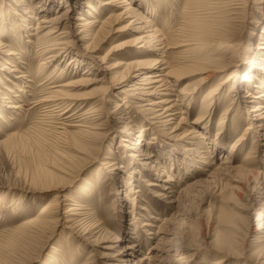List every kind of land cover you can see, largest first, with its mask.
I'll return each mask as SVG.
<instances>
[{"label": "rangeland", "instance_id": "obj_1", "mask_svg": "<svg viewBox=\"0 0 264 264\" xmlns=\"http://www.w3.org/2000/svg\"><path fill=\"white\" fill-rule=\"evenodd\" d=\"M6 1L15 11L6 8L0 21L11 24L13 32L0 22V40L14 46L20 59L0 51V63L8 62L11 70L23 69L32 78L16 82L0 66V264H264V121L257 119L261 112H251L257 103L264 104V99H255L264 87L257 89L241 80L254 49L264 54L262 40L255 46L264 26V0H237L240 5L235 0H228V5L226 0H200V10L196 6L187 10L188 0H131L129 14L113 7L116 0H21L19 5ZM89 3L100 12L99 20L108 24L104 27L108 38L98 47L74 26L81 15L90 19V12L93 19L97 17L87 9ZM210 7L218 8L211 11L213 15L207 11ZM67 8L69 16L62 17ZM13 12L24 16L26 29ZM189 19L192 27L185 37H207L205 28L217 27L224 30L229 48L224 57L234 56L232 67L208 89L229 76L239 78L222 105L219 100L225 102V97L220 92L211 104L203 101L205 91L181 95L186 84L201 76L181 83L169 78L163 93L152 97L168 94L180 100L179 117L186 123L179 137L197 128L200 134L192 142L171 138L169 127L161 124L165 116L152 120L144 112L151 108L144 98L123 93L136 88L137 72L122 84L112 81L122 72L112 69L119 63L165 61L158 69L180 63L175 50L155 55L147 38L132 47L116 46L147 36L144 32L151 24L177 43ZM70 27L74 29L69 40L59 41L63 38L59 34ZM136 27L141 30L134 31ZM65 41L69 47L58 45ZM61 51L64 54L59 55ZM213 56L218 58L211 54L208 59ZM43 62L45 70L37 76ZM73 79L81 80L73 93L90 98L89 105L106 98L101 108L105 115L86 117L84 105L63 115L62 109L52 112L39 103L50 88ZM3 92L19 109H10L1 100ZM230 105L231 114L224 116ZM223 117L225 125L219 126ZM80 126L92 131L91 139L82 142L87 149L66 146L68 137L77 138ZM243 136L245 145L240 146ZM107 156L115 166L104 170L101 162ZM120 166L123 169L114 170ZM86 179L92 184L89 189ZM56 203L63 207L54 215L56 220L38 227L46 207ZM72 204L81 206L80 215L71 217L73 212H67L75 208ZM77 218L82 223L73 221ZM92 223H96L93 231L87 229ZM73 224L76 227L70 229ZM52 246L57 250L55 260L49 257Z\"/></svg>", "mask_w": 264, "mask_h": 264}, {"label": "bare ground", "instance_id": "obj_2", "mask_svg": "<svg viewBox=\"0 0 264 264\" xmlns=\"http://www.w3.org/2000/svg\"><path fill=\"white\" fill-rule=\"evenodd\" d=\"M11 1H15V2H13L15 5H19V3L23 2L21 0H11ZM239 1H241V0H239ZM227 2H228V0L225 1V3H227ZM234 2H235V5H240L237 0H235ZM261 3H264V1ZM109 4H111V2ZM200 5H201L200 0H188L186 3L187 10H193V9H195V6H196V8H199V10H200ZM227 5H228V3H227ZM86 6H87V9L97 13L96 14L97 17L95 18L96 20L92 18V16H91L92 14H90V12H89L88 14H89L90 19H87V18H85L84 15H81L80 17H77L75 19L79 23H75L74 26L76 28L80 29L81 32H84L86 34V38H89L93 42H97V47H98L101 44H103L105 42V40L108 38L107 32H105V28H104L108 24H106L107 23L106 20H104L103 23L101 22V20H99L98 16H100V14H99L100 12L98 13V10L96 8H94V6L91 5V3L86 4ZM128 6H130V7H128ZM113 7L116 8V10H118L117 8H119V7L124 8V12H126V14H129V12H133L131 0H116V4L113 5ZM6 8H9V10L11 9V10L15 11V7L9 5L6 0H0V16L6 12ZM235 8L239 9L238 6H235ZM214 9L217 10L218 8L217 7H210L207 9V11H210L209 12L210 15H213V13H211V11ZM65 11L66 12L62 15V17L69 16V13H70L69 8H67ZM232 11H234V10L229 9V13H231V15H233ZM27 13H28V10H26L24 15H26ZM12 14L19 19L21 26L24 29H26V26H25L26 20H23L24 16H19L15 12H13ZM119 16H121V14L118 16H114L112 18H117ZM60 19L61 18H59V20ZM5 21H6L5 19L0 21V22H2L1 26H8V27H6L7 31L13 32L12 25L7 24V22H5ZM64 23L65 24L69 23V19H64ZM146 24H151V21H147ZM37 25H39V24H37ZM97 27H98V30L96 32H94V30ZM191 27H192V20L189 19L186 21V23L183 27V30L181 32L182 36L179 37L181 39L180 40L176 39L177 43H174L173 41L168 40L169 38H172V36H170V37H169V35L162 36L160 34L161 29H159V27L156 24L155 25L151 24V26H149L150 30L147 32L146 31L144 32L145 35H147V36H144V37L141 36V38H138L136 40L129 41V42H124V43L116 46V48L132 47V46H135V44L139 45V44L143 43L144 42L143 38H147V39H149L148 44L153 46L152 52L155 55L161 56V55L168 54V52H170L172 50H175V53L177 54V58L180 59V63L173 65L171 67V69H169L167 67H163L162 69H158L160 66L166 65L165 61H159V60L147 61V62L146 61H138V62H132L131 61L132 63H129V64L119 63V64L113 66V68H112V69H115L118 67L119 70L122 69L123 73L121 72V74H120L119 72H117L115 74V76L119 74L120 77L119 78L113 77V79H112V81L118 80L119 84H122L123 82H125L126 77L131 76L132 74H134V72H137L135 77L138 78L140 80V82H138L135 85L136 88H133V89L126 88L123 90V93L125 95H127L129 98H135L136 96L144 98L143 101L147 102L146 106L151 107L150 109H147L144 112L150 113L148 115H150L152 117L151 118L152 120L157 119V120L161 121L165 116L166 121L165 122L161 121V124L163 125V127H169V129L166 131L169 132L170 137L174 138V139H180V140L185 139V141H187V142H192L190 140L195 139L196 138L195 136H198V134H200V132L196 128V129H193V131L190 134H183L181 137H179L178 132L181 129H183V125L186 123V122H184L183 119H181L179 117L182 114L180 112L181 109L178 106L180 100H178V98L173 99V97L169 96L168 94L164 95L163 97H160V98H152V97L156 96L157 93H163L162 88L166 87L168 84L171 83L168 80L169 78L175 79L176 83H181L182 80H185L187 78L190 79L193 77L201 76L200 78L194 80L193 83L186 84V87L182 90L181 95L186 96V95L193 93V92L201 93V92L205 91V93L203 94V101L206 104H211L210 102L214 99L215 93L220 92V95L223 96V98L225 97L224 98L225 102L222 101L221 99L219 100L220 104L222 105V104H225L227 102L226 97L229 96V93L231 94L232 88L230 86H231L232 82L234 80L239 79L238 76H229L227 80L222 81V82L214 85L212 88L208 89L210 84L212 82L216 81L220 74L224 73L226 70H228L229 68L232 67L231 63H232V59L234 58V56L231 55V56H229V58L226 56L224 57V54L227 53V51L229 49V48H227V46L225 44L226 42L223 38L224 37V34H223L224 30H219L217 27L211 28V27L207 26L205 28V33H206L207 37H205V36L201 37V35H199V36L197 35L198 37L197 36H194V37L191 36V37L187 38V37H185L184 33H186V31H187L186 29H190ZM127 28H129V27H127ZM127 28H125V29H127ZM260 28H261V32H259L257 34V38L255 37L257 40L255 42L256 43L255 46H258V47H259V45H261L262 41L264 42V26H262ZM37 29H40V28L37 26L35 31H37ZM73 29L74 28H71V27L69 28V30H68V28L64 29L67 31L61 32L59 34V37L60 36L63 37V38H61L62 40H59V41H63V40L68 41L69 38L67 36H69L71 30H73ZM138 30H141V29L138 27L134 28V31H138ZM120 31H122V30H118L116 33L120 32ZM50 33H52L51 34L52 36L56 34V32H54V31L50 32ZM66 41L61 42L58 45H62V46L65 45V46L69 47L67 45L68 42H66ZM61 49L64 52H66L64 48H61ZM260 49H264V48L260 47ZM52 50H54V49H52ZM0 51L3 52L6 55V57L12 58L15 56L18 59H20L19 56H16L17 55L16 52H18V51L15 49V47L10 45V44L6 45V44L2 43L1 40H0ZM63 51H61L59 55L64 54ZM251 51H253L252 48H251ZM114 52H116V50H114ZM44 53H46V52H44ZM258 53L259 52H257L254 49V51L252 53L251 62H249V65L247 66V69L244 72V76H242L241 80L243 83L248 84L249 86H253L257 89L258 88L261 89L264 87V71H263L264 66H263V64H261V61H264V54H258ZM211 54L218 56V58L213 56L212 58H216V59H212V58L208 59V57ZM59 55H57V56H59ZM192 55H194V56H192ZM57 56H55L54 58H57ZM7 61H10V59H8ZM43 61H46V60H44V58H43ZM45 65H47V64H45V62H43V64H41V67L38 69V75L37 76H41L43 74V72L45 70V68H44ZM0 66L2 67L1 72L8 73L9 76L11 78H14V80L16 82L20 81V80L25 81V82L31 81L29 79V77L32 78V75L27 76L28 72L23 71V69L20 71L18 69L11 70L8 67L9 66L8 62H6L5 64H2V65L0 63ZM146 69H150V70H148L149 72L147 74H145V76H143V72L146 71ZM154 70H155V72H153ZM165 71H166V73L163 74ZM14 72H17L18 74L17 75L12 74ZM259 72H262L263 74L261 73L262 76L258 77L257 74ZM49 78H50V76H49ZM49 78H48V81H50ZM0 83L1 84L3 83V81L1 79H0ZM52 84H54V82ZM14 85L16 86V83H14ZM80 85H81L80 79H73V80L69 81L67 84H64L61 86H54V87L50 88V90H49V92H47L46 96L42 97V99L39 101V103L42 106H45V107L51 109L52 112L55 109H59V110L62 109V111H60V112H63V115L68 114L72 109H74L76 107H81V105H84V107H82V108H83V110H85L84 116L86 115V117L90 116V117L98 118L99 116L105 115V112H101V108L106 106V103H105L106 98H103L101 101L98 100L97 101L98 104L93 103V104L89 105V102H90L89 99L90 98H80L78 95L73 93V90L80 87ZM3 88H5V90H7V91L10 90L9 88H7L5 86H3ZM206 89H208V90H206ZM166 90H168V88H166ZM21 92H23V90H21ZM251 94L252 93L247 92L246 96L251 97ZM11 99L12 98H9V95L6 94V92L1 93V100L2 101L6 100L7 103L9 104L10 109H15V110L19 109V106H17V103L11 102L10 101ZM85 99H87V100H85ZM153 99H155V100H153ZM255 99H264V93L258 97H255ZM148 102H151V103H148ZM257 104H259L258 107L252 109L251 112H255L257 114H258V112H261L260 114H258L257 119H258V121H264V104L263 105L261 103H257ZM88 105L92 106V107L86 108V107H89ZM231 109H232L231 105L228 106L227 109L225 110L226 113L224 114V116L228 115L231 112ZM47 111H45V112H47ZM232 116H233V114H232ZM255 117H257V115ZM0 118L3 120V117L1 116V114H0ZM89 120H90V118H89ZM91 120H92V118H91ZM171 125H173V126L170 127ZM224 125H225V117L221 118V120L219 121V126H224ZM80 127H81L80 131L76 134L78 136L75 135L77 138H75L73 140L71 139V137H68L66 135L67 132L65 131L66 133L64 134V137L65 136L68 137V138L65 137V138H67L66 140L68 143V145L66 144V146L70 147L71 144H73L74 146L78 147L79 149H83V148L87 149V147L84 146L85 144L82 142H84L85 138H90V135H92V133H91L92 131H90L91 130L90 128H88L89 130L85 131L86 129H84V128H87L85 126H80ZM247 130H250V128L248 127ZM247 130H246V132H247ZM245 133H244V136L246 135ZM62 135H63V133H62ZM244 136L239 139L240 144H238V145H240V146L245 145V142H244L245 137ZM251 154L247 155V158L245 157L248 162L250 161V155ZM114 166H115V164H113V159L111 156H107L105 158V160L101 162V167H103L104 170H108ZM120 169H123V166H120L119 168H115L114 170L118 171ZM246 171H247V173L251 172L250 170H246ZM84 184H85L84 186L87 189H89L92 186L90 180H87V179L84 181ZM172 203H173V201L169 202V204H172ZM71 206L75 207L74 209H71V210L69 209L70 211H67L70 213L73 212V214H71V217H76V216L80 215L79 213H81V212H79V209L77 208L80 205H78V204L73 205L72 204ZM48 207L49 208L46 207V209H45V213L43 214L44 216H42L43 217L42 220H38L39 221L38 227L39 226L44 227L48 222L56 220L55 218L57 216H54V215H58L56 213H59L60 209L63 208V207H61V205H59L57 203L56 204H50V205H48ZM63 214H64V212H63ZM81 217H83V216H81ZM67 218H69V217H67ZM73 221L81 222L82 220H79L77 218ZM70 222H72V220ZM32 224H33V222L28 223L27 225H32ZM95 224L96 223H92V224L88 225L87 229L89 228V229H91V231L95 230L96 227L92 228V227H94ZM73 226H74V224H73ZM73 226L70 227V229L76 227V225L74 227ZM77 229H78V227H77ZM263 229L264 228H262V230ZM34 231H35V229H34ZM56 251L57 250H56L55 246H52L51 247V255L49 256L51 258V260H55L54 255H55ZM223 261H224V259L222 258L219 262L222 263ZM46 263H44V264H46Z\"/></svg>", "mask_w": 264, "mask_h": 264}]
</instances>
